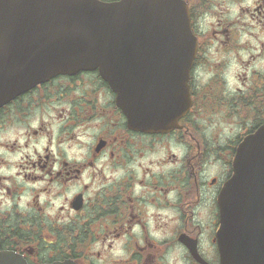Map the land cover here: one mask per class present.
Wrapping results in <instances>:
<instances>
[{
	"label": "flooded vegetation",
	"instance_id": "obj_1",
	"mask_svg": "<svg viewBox=\"0 0 264 264\" xmlns=\"http://www.w3.org/2000/svg\"><path fill=\"white\" fill-rule=\"evenodd\" d=\"M178 1L198 47L172 130L131 128L97 71L0 104V251L27 264H220L218 196L264 124V0Z\"/></svg>",
	"mask_w": 264,
	"mask_h": 264
},
{
	"label": "water",
	"instance_id": "obj_2",
	"mask_svg": "<svg viewBox=\"0 0 264 264\" xmlns=\"http://www.w3.org/2000/svg\"><path fill=\"white\" fill-rule=\"evenodd\" d=\"M0 31L9 94L0 104L58 74L97 69L133 129L163 130L190 106L197 41L174 0H0ZM218 205L221 264H264V125L239 145ZM0 264L25 263L0 252Z\"/></svg>",
	"mask_w": 264,
	"mask_h": 264
}]
</instances>
